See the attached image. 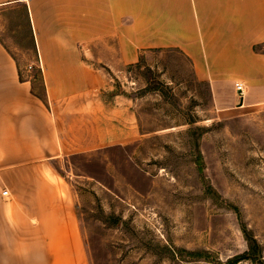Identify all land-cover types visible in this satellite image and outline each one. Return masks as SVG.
Wrapping results in <instances>:
<instances>
[{
    "label": "crops",
    "instance_id": "crops-1",
    "mask_svg": "<svg viewBox=\"0 0 264 264\" xmlns=\"http://www.w3.org/2000/svg\"><path fill=\"white\" fill-rule=\"evenodd\" d=\"M27 11L42 80L23 81L0 42V264H88L74 198L56 166L139 137L99 95L150 52H176L220 109L264 99V0H0ZM125 136V137H124ZM56 165V166H54ZM57 166V167H58Z\"/></svg>",
    "mask_w": 264,
    "mask_h": 264
},
{
    "label": "rangeland",
    "instance_id": "rangeland-1",
    "mask_svg": "<svg viewBox=\"0 0 264 264\" xmlns=\"http://www.w3.org/2000/svg\"><path fill=\"white\" fill-rule=\"evenodd\" d=\"M0 42L41 97L21 5L0 9ZM104 75L99 97L122 111L110 126L133 115L139 137L54 165L74 198L88 264H264V99L216 107L170 51Z\"/></svg>",
    "mask_w": 264,
    "mask_h": 264
},
{
    "label": "built area",
    "instance_id": "built-area-1",
    "mask_svg": "<svg viewBox=\"0 0 264 264\" xmlns=\"http://www.w3.org/2000/svg\"><path fill=\"white\" fill-rule=\"evenodd\" d=\"M235 91L238 96V100L242 101L243 100V95H244V90H243V85L240 83L234 84Z\"/></svg>",
    "mask_w": 264,
    "mask_h": 264
},
{
    "label": "trees",
    "instance_id": "trees-1",
    "mask_svg": "<svg viewBox=\"0 0 264 264\" xmlns=\"http://www.w3.org/2000/svg\"><path fill=\"white\" fill-rule=\"evenodd\" d=\"M23 13H24V15H25L26 22L28 23V20H27V11H26L25 8H23ZM29 31H30V35H31L30 27H29Z\"/></svg>",
    "mask_w": 264,
    "mask_h": 264
}]
</instances>
